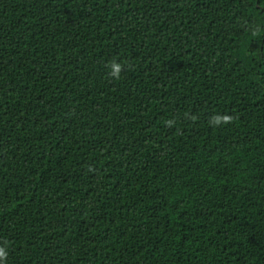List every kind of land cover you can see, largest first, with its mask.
Here are the masks:
<instances>
[{
	"label": "trees",
	"instance_id": "16d2710c",
	"mask_svg": "<svg viewBox=\"0 0 264 264\" xmlns=\"http://www.w3.org/2000/svg\"><path fill=\"white\" fill-rule=\"evenodd\" d=\"M0 245L264 264V0H0Z\"/></svg>",
	"mask_w": 264,
	"mask_h": 264
},
{
	"label": "clouds",
	"instance_id": "9594fccd",
	"mask_svg": "<svg viewBox=\"0 0 264 264\" xmlns=\"http://www.w3.org/2000/svg\"><path fill=\"white\" fill-rule=\"evenodd\" d=\"M257 33H253L256 35ZM107 67L110 69L108 75L114 81H118L121 79L122 74L125 72V69L129 67V65L123 63L120 59H112L107 62ZM234 117L230 114L224 115H215L210 121L209 126L214 128H220L221 126H227L234 122ZM192 120L196 121L197 117L195 115L192 116ZM173 122L169 121L168 124L171 126ZM7 247L4 245H0V264H6L7 261Z\"/></svg>",
	"mask_w": 264,
	"mask_h": 264
}]
</instances>
